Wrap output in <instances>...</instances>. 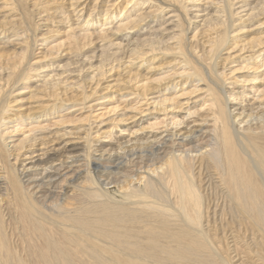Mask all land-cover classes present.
<instances>
[{"label":"bare ground","instance_id":"obj_1","mask_svg":"<svg viewBox=\"0 0 264 264\" xmlns=\"http://www.w3.org/2000/svg\"><path fill=\"white\" fill-rule=\"evenodd\" d=\"M263 25L264 0H0V264H264Z\"/></svg>","mask_w":264,"mask_h":264},{"label":"rangeland","instance_id":"obj_2","mask_svg":"<svg viewBox=\"0 0 264 264\" xmlns=\"http://www.w3.org/2000/svg\"><path fill=\"white\" fill-rule=\"evenodd\" d=\"M255 23V22H254ZM254 23H252V24H254ZM257 23H255V25H256ZM192 25H196V22L194 23V24H192ZM192 25L190 26V31L192 30V31H194V29H193V27H192ZM254 25H252V27H253ZM263 28L262 29H260V30H264V25L262 26ZM245 31L243 32V33H241L242 35H240V36H242V37H244V42L246 41V40H248V39H250L251 37H253V35H259L258 33H257V31H259V30H256V31H254V30H251V29H249V28H245L244 29ZM168 34V33H167ZM49 36H51V35H49ZM136 37H140V35H138V36H136ZM64 39V37L63 36H61V35H57V36H55V37H50V39H48L49 41H48V43H49V45H54V44H59V42H61V40H63ZM109 41V40H108ZM42 41H39V43H41ZM41 46V45H40ZM107 49V48H106ZM108 50V49H107ZM87 53V52H86ZM91 53V52H90ZM169 61V60H168ZM64 61H62V63H63ZM170 63H168V62H165L163 65H162V67H160L161 69H159V71H157L156 73H154V74H151L153 77H159V76H161V77H163V76H165L167 73H169V72H171L172 70H174V68L173 69H171L172 67H169V66H171V65H169ZM152 65H154V64H152ZM152 65H145V67H142V69H141V71H139V73H146V71H148L149 70V68L152 66ZM155 65H159V63L158 64H155ZM235 64H231V65H229V66H234ZM172 66H174V65H172ZM240 75V76H239ZM238 76H239V78H238ZM253 75H248V72H246V70H242V71H240L239 73H236V75H233L232 76V78L230 79V81L229 82H231L230 84H228L227 86L228 87H233V86H236V87H238L237 89H240V86H244L245 84L246 85H250V84H252V83H247V82H249V81H245L244 79H251V77H252ZM36 79V77L35 78H33V81ZM75 79H77V78H75ZM238 80V81H237ZM240 80L241 81H243V83H240ZM237 82V83H236ZM246 82V83H245ZM39 82L37 81V82H35L34 81V85H36V84H38ZM240 83V84H239ZM30 89H27V90H25L24 92V95H23V97H25V98H28L27 100L28 101H30L32 98L31 97H29L30 96V94L32 93V92H28ZM261 90H263V85H261L260 84V88H258V90L256 91V93L255 94H259V91H261ZM27 91V92H26ZM260 95H261V97H264V93H260ZM251 96V95H250ZM196 98H193V100H195ZM25 102H27V101H25ZM131 114H133V113H131ZM150 114V115H149ZM149 114H146V117H143V116H140V115H138L137 114V116H135L136 118H140V117H142V119H144V121H139V119H136L135 121H132V120H130V121H128V122H126V123H123L122 124V126H121V128H127L126 130H125V135L127 136H129V134H131L132 132H134V131H136V130H140L139 132H142L143 130V128H145L144 126H147L149 123H151V122H154V121H156V119L155 118H153V119H149V118H152L153 116H154V114H152V113H149ZM85 115H86V113H83L82 115H81V112L80 111H77V113L74 115V114H71V115H69L68 117H69V119H73V118H76V120L77 119H80V123L79 124H82V123H84L85 121L83 120V118L85 117ZM133 115H135V114H133ZM148 115V116H147ZM160 118H162V117H160ZM141 119V118H140ZM146 119V120H145ZM159 120V119H158ZM132 121V122H131ZM78 127L80 126V125H77Z\"/></svg>","mask_w":264,"mask_h":264}]
</instances>
